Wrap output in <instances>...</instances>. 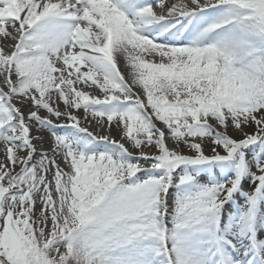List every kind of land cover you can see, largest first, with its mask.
Here are the masks:
<instances>
[{
    "label": "snow or ice",
    "instance_id": "6c2138e0",
    "mask_svg": "<svg viewBox=\"0 0 264 264\" xmlns=\"http://www.w3.org/2000/svg\"><path fill=\"white\" fill-rule=\"evenodd\" d=\"M0 264H264V0H0Z\"/></svg>",
    "mask_w": 264,
    "mask_h": 264
},
{
    "label": "bare ground",
    "instance_id": "6f19581e",
    "mask_svg": "<svg viewBox=\"0 0 264 264\" xmlns=\"http://www.w3.org/2000/svg\"><path fill=\"white\" fill-rule=\"evenodd\" d=\"M250 131V130H249ZM45 147L47 148L48 147V144L45 145ZM247 187V186H246Z\"/></svg>",
    "mask_w": 264,
    "mask_h": 264
}]
</instances>
